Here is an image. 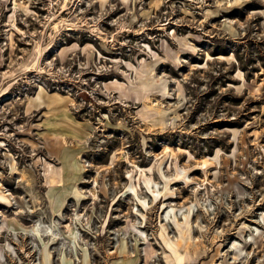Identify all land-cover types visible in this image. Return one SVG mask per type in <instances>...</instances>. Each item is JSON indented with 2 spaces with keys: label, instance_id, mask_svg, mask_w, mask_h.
<instances>
[{
  "label": "rangeland",
  "instance_id": "1",
  "mask_svg": "<svg viewBox=\"0 0 264 264\" xmlns=\"http://www.w3.org/2000/svg\"><path fill=\"white\" fill-rule=\"evenodd\" d=\"M0 183V264H264V0H0Z\"/></svg>",
  "mask_w": 264,
  "mask_h": 264
},
{
  "label": "bare ground",
  "instance_id": "2",
  "mask_svg": "<svg viewBox=\"0 0 264 264\" xmlns=\"http://www.w3.org/2000/svg\"><path fill=\"white\" fill-rule=\"evenodd\" d=\"M6 191L7 190H4L3 185L0 183V202L2 204L6 203L8 204V206H11L12 205V195L11 193H7ZM43 227H45V229ZM31 233L34 235L49 236L50 240L59 239V236H58L59 234L55 233V231L53 230L51 226H46L42 224L41 222L36 224L35 228L31 230ZM49 245L50 244L47 243V246L42 251L44 255L42 264H54L53 253L50 250ZM9 249L14 250L13 246L11 245H9ZM1 255L2 253H0V257H2ZM63 264H70V263L68 261H64ZM87 264H90V263L87 261Z\"/></svg>",
  "mask_w": 264,
  "mask_h": 264
}]
</instances>
